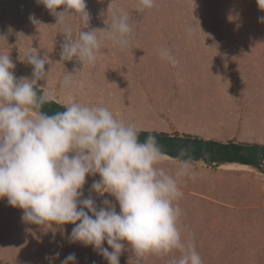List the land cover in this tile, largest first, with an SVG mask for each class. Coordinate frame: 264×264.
I'll return each mask as SVG.
<instances>
[{
	"label": "rangeland",
	"instance_id": "1",
	"mask_svg": "<svg viewBox=\"0 0 264 264\" xmlns=\"http://www.w3.org/2000/svg\"><path fill=\"white\" fill-rule=\"evenodd\" d=\"M85 3L89 19L72 10L64 14L73 38L80 31L108 30L114 14H126L133 28L125 50L98 33L94 65L75 58L60 62L64 27L37 0H0V35L7 39H0V54L10 55L17 78H32V66L19 56L23 60L33 50L47 61L45 71L51 69L35 86L51 91L66 107L74 102L106 107L138 131L264 145V23L259 20L264 10L257 0H155L143 10L140 0ZM162 48L178 59L176 67L161 58ZM67 72L73 74L70 88L61 83ZM182 163L164 157L157 167L175 176ZM192 171L195 175L179 185L178 227L202 264H264V176L246 166L192 163ZM99 179L98 174L86 177L84 197L91 196L98 209L107 199L119 213L115 197L91 190ZM22 215L7 198L0 199V264H61L71 253L78 264H109L91 247L68 241L75 225L38 226L23 222ZM124 243L120 264H136ZM103 246L108 247L106 241ZM180 255L175 249L148 254L140 264H172Z\"/></svg>",
	"mask_w": 264,
	"mask_h": 264
},
{
	"label": "clouds",
	"instance_id": "2",
	"mask_svg": "<svg viewBox=\"0 0 264 264\" xmlns=\"http://www.w3.org/2000/svg\"><path fill=\"white\" fill-rule=\"evenodd\" d=\"M37 3L64 27L61 63L75 58L83 65H94L101 47L98 33L121 50L129 47L133 28L126 14H114L108 30L80 31L73 38L64 14L72 10L89 19L85 0ZM154 3L140 0V9L152 8ZM257 4L264 10V0ZM29 20L40 24L34 15ZM259 20L264 23V17ZM188 34L194 30L190 28ZM0 39L6 37L0 35ZM160 55L172 67L179 64L168 48H162ZM19 59L32 66L31 79L17 78L10 55L0 54V199L7 198L9 205L22 209L23 222L75 225L68 241L91 247L109 264H120L124 242L130 245L136 264L148 254L163 255L174 249L181 255L172 264H202L194 244L182 238L178 227L182 210L176 201L183 196L179 185L182 178L195 175L189 150H181L180 157L185 159L173 176L157 167L165 154L156 137L150 134L141 143L135 125L116 119L106 107L74 102L64 112L42 113L41 107L55 100L51 91L43 89L38 95L34 86L38 80H47L51 69L45 71L47 61L33 50ZM61 83L70 88L73 74L67 72ZM97 174L100 179L91 190L115 197L119 213L107 199L98 209L91 196L84 197L86 177ZM105 241L108 247L103 246ZM59 255L55 253V258ZM61 264H78L75 253Z\"/></svg>",
	"mask_w": 264,
	"mask_h": 264
},
{
	"label": "water",
	"instance_id": "3",
	"mask_svg": "<svg viewBox=\"0 0 264 264\" xmlns=\"http://www.w3.org/2000/svg\"><path fill=\"white\" fill-rule=\"evenodd\" d=\"M34 87L38 95L42 94V89ZM55 101L45 103L40 111L49 116L66 111V106ZM139 132L141 143L146 140L148 135L155 136L162 146L164 157L167 160L183 162L185 157H180V152L182 149H188L189 155L192 157L191 163L218 169L226 165L246 166L251 172L264 176V145L260 143L225 142L201 136L172 135L150 131Z\"/></svg>",
	"mask_w": 264,
	"mask_h": 264
},
{
	"label": "bare ground",
	"instance_id": "4",
	"mask_svg": "<svg viewBox=\"0 0 264 264\" xmlns=\"http://www.w3.org/2000/svg\"><path fill=\"white\" fill-rule=\"evenodd\" d=\"M235 167H242L240 165H226L224 168H235Z\"/></svg>",
	"mask_w": 264,
	"mask_h": 264
}]
</instances>
